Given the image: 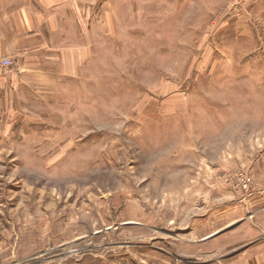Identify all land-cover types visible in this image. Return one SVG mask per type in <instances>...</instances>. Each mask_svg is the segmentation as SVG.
I'll list each match as a JSON object with an SVG mask.
<instances>
[{
  "label": "rangeland",
  "instance_id": "374dc122",
  "mask_svg": "<svg viewBox=\"0 0 264 264\" xmlns=\"http://www.w3.org/2000/svg\"><path fill=\"white\" fill-rule=\"evenodd\" d=\"M257 19L245 0H0V264H251Z\"/></svg>",
  "mask_w": 264,
  "mask_h": 264
},
{
  "label": "crops",
  "instance_id": "0c3cea01",
  "mask_svg": "<svg viewBox=\"0 0 264 264\" xmlns=\"http://www.w3.org/2000/svg\"><path fill=\"white\" fill-rule=\"evenodd\" d=\"M245 5H247V15H254V17L260 21H264V0H245ZM67 7V4L63 1L57 2L53 6L46 3L47 8L52 7ZM50 11V10H48ZM263 17V18H262ZM14 35L13 38L16 36V23H14ZM260 189L261 188H257ZM259 190H257L258 192ZM256 192V191H255ZM253 198H255V203L259 202L263 199L262 196L256 194ZM252 198V199H253ZM254 201V200H253ZM253 201L250 202V205H253ZM254 218V220H253ZM250 222L254 225L250 228V244L249 248V258L251 264H264V205L259 206L254 213H251V220Z\"/></svg>",
  "mask_w": 264,
  "mask_h": 264
},
{
  "label": "built area",
  "instance_id": "2783aa9c",
  "mask_svg": "<svg viewBox=\"0 0 264 264\" xmlns=\"http://www.w3.org/2000/svg\"><path fill=\"white\" fill-rule=\"evenodd\" d=\"M7 63V62H4V64Z\"/></svg>",
  "mask_w": 264,
  "mask_h": 264
}]
</instances>
